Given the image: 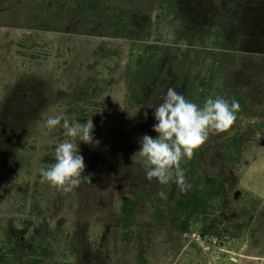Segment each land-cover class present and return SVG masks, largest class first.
I'll list each match as a JSON object with an SVG mask.
<instances>
[{
	"label": "rangeland",
	"instance_id": "374dc122",
	"mask_svg": "<svg viewBox=\"0 0 264 264\" xmlns=\"http://www.w3.org/2000/svg\"><path fill=\"white\" fill-rule=\"evenodd\" d=\"M44 2L0 0L1 264H264V224L243 238L231 228L255 212L253 199L264 202V0H109L131 11L126 39L75 4L59 18ZM170 87L201 107L217 97L240 105L198 149L184 193L149 182L132 160L140 138L157 135L149 107ZM58 114L94 124L92 144L76 141L92 183L71 193L39 171L71 139L63 122L47 131ZM207 177L225 185L213 211L224 224L211 231L196 217L184 232L177 201Z\"/></svg>",
	"mask_w": 264,
	"mask_h": 264
},
{
	"label": "clouds",
	"instance_id": "9594fccd",
	"mask_svg": "<svg viewBox=\"0 0 264 264\" xmlns=\"http://www.w3.org/2000/svg\"><path fill=\"white\" fill-rule=\"evenodd\" d=\"M149 108L154 109L156 122L152 130L157 135H143L139 140L140 148L133 154L132 160L140 158L145 178L149 182L154 178L161 185L172 182L184 193L191 185L186 181L181 161L184 158L191 160L194 152L208 140L210 133L225 132L234 124L240 108L239 102H229L223 97L207 98L201 107L170 87L162 97V102ZM61 122L65 136L71 139L56 147V162L39 171L42 181L49 182L64 193H71L84 181L92 183V174H84L86 164L79 154L76 141L92 144L94 124L91 118L79 123L58 114L49 117L45 127L48 132H52L61 126ZM158 194L161 198H167L163 191Z\"/></svg>",
	"mask_w": 264,
	"mask_h": 264
},
{
	"label": "trees",
	"instance_id": "16d2710c",
	"mask_svg": "<svg viewBox=\"0 0 264 264\" xmlns=\"http://www.w3.org/2000/svg\"><path fill=\"white\" fill-rule=\"evenodd\" d=\"M45 10L50 16H60L63 9L72 7L75 4V11L81 14L86 21H92L94 26L103 24L104 30L114 38H130L135 33L132 22L130 20L131 11L128 8L117 6L109 2V0H45ZM67 4V5H66ZM62 18V15L59 17ZM150 15L144 14L139 20L147 25ZM198 157V149L194 152L193 158L187 160L185 158L184 171L190 174L195 167ZM55 158L45 157L42 163L45 165L54 164ZM225 185L223 182L216 180L213 177H207L204 187L194 189L186 198H181L177 201L179 216L175 218V222L179 228L186 232L189 229L190 222L196 218H201L209 230L213 231L219 225L224 224V221L214 216L215 207H219L217 200L221 197ZM254 200L255 212L247 221L234 223L231 227L235 232V237L243 238L252 224H264V202L260 199ZM134 202L131 198H125L122 206V214L126 220V224L133 216ZM253 225V226H254ZM230 226V225H229ZM264 231V227H262ZM257 230V229H256ZM259 233V231H255ZM5 262V256L0 254V264ZM41 261H35V264H40Z\"/></svg>",
	"mask_w": 264,
	"mask_h": 264
}]
</instances>
